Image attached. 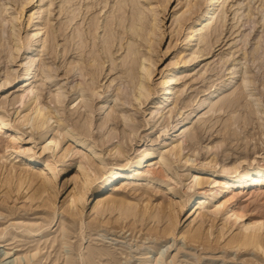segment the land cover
Segmentation results:
<instances>
[{
  "label": "rangeland",
  "instance_id": "rangeland-1",
  "mask_svg": "<svg viewBox=\"0 0 264 264\" xmlns=\"http://www.w3.org/2000/svg\"><path fill=\"white\" fill-rule=\"evenodd\" d=\"M194 1L196 0H169L166 6H163L162 0H44L45 3L44 7L42 6L40 22L43 26L46 23V27L44 26V28L47 29L44 30L45 32L42 36L43 38L46 34L44 46L40 45L38 48L41 50L39 61L42 63V68L43 66L49 69L53 68L51 69V73L54 78L52 81H45L41 70H38V73L36 72L35 75L34 90L36 89L35 93L39 97L38 102L47 104L50 92L56 84L60 83L63 85L66 93L65 104L63 105L64 109L62 107L60 109L58 106L55 108L57 111L60 109L59 113L57 112V115H55L57 117L60 116L59 118L62 119L61 126L57 128L61 129L65 125H68L72 129V132L81 136L83 135L84 139L87 140L86 143H92L93 139L89 138V141V136L85 137L88 135L83 124L85 117L83 103L85 98L79 96L80 92L78 90L81 85L77 86V84H81V79L83 81L84 78L85 80H91L94 83V87L96 85L109 84L112 81L110 84L112 85L114 96L117 93L116 87L124 86L128 92L133 83L131 81H133L136 57L147 50V45H149L150 37L148 38L145 35L144 30L146 29L145 27L149 26L145 25L152 22L150 18L153 19L152 14L154 13L151 14V12H156V20L159 18V23L156 22V24H160H157V34L152 35V39L155 41L154 49H156V53H150V56H153L152 60L157 63L154 73H159L182 49L180 38L182 37L184 26L179 29L178 24L173 21L174 16L175 14L177 16L182 13L188 2ZM220 2H222V5L220 4L218 7V18L216 17L217 20L215 19L213 24L207 29L210 34L206 30L205 34L203 33L202 44L198 45L199 50H206L205 48H207L208 54L198 59L188 70L184 69L182 71L181 77L183 76V78H181L180 83L177 85V89L179 90L174 94L172 103L176 100L179 106L192 104L194 99L202 97L207 91L211 90V85L216 83L223 84L225 80L224 64L231 60H234L236 64V83L231 89L221 91L219 94L221 97L218 96L219 98L215 97L209 100V104L203 108L199 116L196 119H192L185 126L187 128V135L185 134L184 138H181L179 135L181 133L180 129V131L174 132L170 142L175 141L177 143L181 141L180 139H183V147L185 148L186 145L188 147L183 151V155L196 160V163L218 160L217 163L219 165L230 166V164L234 165L236 162L245 160L243 162L244 165L243 163L241 165V169H243L247 167L249 160L255 159L257 163H263L264 161V113L255 102V99L258 97L264 106V0H221ZM14 5L15 8H12L11 12L20 8V1L17 0ZM3 9L4 1L0 0L1 21L7 18L5 15L9 14ZM29 10L31 11L29 12ZM32 11L33 3L24 8L23 17L21 16L22 27L27 26V19ZM143 16L144 18L147 16V19L145 18L147 21H143ZM246 18L248 19L246 20ZM223 19L227 20L224 22ZM98 20L102 21L106 26L101 30L102 32L100 31V38L95 37L93 29ZM134 21H136L135 24L133 23ZM91 22H94V25ZM139 23H141L140 26ZM143 23L146 24L144 25ZM130 24L134 25L131 26ZM133 27H136L134 28L135 30ZM81 32L84 36L81 35ZM134 33L138 35L134 36ZM74 34H77L76 37H74ZM140 34L143 35L144 40L147 37L145 40L147 44L140 37H137ZM76 38L79 39L76 40ZM0 43H3L5 46H0V49H3L1 50L2 52L0 51V60L3 62L4 56L7 54L8 43L1 34V23ZM42 48L44 49L43 51ZM126 54H128V58ZM130 57L132 58L130 59ZM69 64H72V66ZM78 68L79 70H77ZM54 69L55 71H53ZM129 70L130 74L128 73ZM82 73H85L86 76L84 77ZM68 74L70 77L67 76ZM0 77L1 82V79L4 77L2 70H0ZM245 79L251 82V87L257 97L250 94L253 93L250 88L244 87L243 81ZM183 86H185V89H181ZM23 87L24 83H19L14 88L8 87L0 90V104L3 107L5 106V110L11 111L9 108L12 107V101H14L18 94L22 93ZM226 97L227 99L224 100ZM94 100L93 103L96 107L99 100ZM228 101L230 103H227ZM172 106L173 104L169 107ZM147 108L148 105H142L138 109L134 107V111H136L134 112L130 110V106H121L119 102L115 103L112 101L111 110H108L111 112H109L110 114L106 113L104 117L107 120L109 119L106 129L105 127L102 128L96 125L91 130L94 140L96 139L97 150L101 151V154H104V164H111L117 160L124 162L126 161L124 160L125 156L133 159L134 156L140 153V150L142 151L144 148L154 146L158 140L159 130L168 124V114L165 112V117L163 116L158 121L155 125L156 127L151 132L144 121ZM120 114L121 116L123 114H133L132 116L135 118L133 119L135 123L127 122L138 130L130 139L127 138L128 128L123 127ZM94 119L97 120L96 117ZM112 127L114 128L112 129L113 131L109 130V132L108 129ZM22 129L23 131H16L22 138L20 145L23 148L26 147V149L37 152L36 159L37 161L39 160L38 165L44 166L42 159H40L42 155L38 156L41 153L43 145L39 134L30 127L27 129L23 127ZM122 130L127 131V133L122 132ZM106 131L112 133L114 136L116 135L112 142L103 141L107 138ZM83 132H86V135ZM101 136L105 137V139ZM60 139L61 148L58 146L60 149L58 148L57 152L61 153L62 149L66 147L64 142L67 138L64 140L62 137ZM214 143L217 145V148ZM120 144L121 147L124 146L125 156H108L109 154L106 153V150H109L111 145L113 147ZM2 153L0 152V154ZM48 154H50V151L45 157ZM173 160V157L169 156L172 166L168 169V173L170 172L172 175L177 174L178 177L183 178L182 176H184L185 172L182 162H175ZM58 166H61V162L57 163ZM49 173L51 174V172ZM177 176L175 175L174 177L178 178ZM62 181V176H58L57 183L55 182L56 185L55 183L53 184L52 191L55 195V205L52 206L54 208L52 206L37 207L36 203H31L26 196L20 197L17 200L15 198L9 200L8 203H4L5 205L0 199V264H264V254L257 253L254 249L237 248L235 250V248L227 245L228 239L233 234L235 235L240 232L242 223H227L221 214L217 215L218 217L214 221L212 219L205 220L204 226L202 225L201 228L203 235H201V239L197 242L192 241L190 238H180L179 235L189 230L193 232L201 223L202 219L199 217L190 224L189 222L183 223V221L178 223L175 230L178 236L174 239L170 236L146 231V225H154V222H150L149 220H146L142 225L140 222L131 225L130 218L126 220L116 212L107 216H98L96 219L97 215L92 210L95 199L89 193L84 196L82 217L75 216L74 218H70L66 216L67 214L63 210L62 204L69 199L68 191L74 185L71 184L67 191V188H61ZM174 183L171 185L175 187L174 189L167 193L162 192V194L153 191V187L156 184L158 185V183L150 185L151 187L148 191L152 196V204L163 200L167 202L169 197H173L176 201L181 199L186 190L185 181L178 185ZM141 184L136 185V187H140ZM255 185H257V182ZM124 186V182L118 183L115 188L108 191L105 195H123L122 197L127 201L138 202L140 206L145 204L144 197L139 195L140 191L130 190V187ZM255 187H259V185ZM162 188L163 186L161 185L159 190L163 191ZM261 194L259 195V202L248 203L245 199L242 200L243 204L241 208L248 215L246 216L248 219L245 221V218L243 224L248 223L250 219L259 217L261 214L262 209L259 204L264 202V194ZM192 205V203L188 204L185 210L179 213L181 220H183L184 217L182 218V216ZM208 207L210 208L209 204H206L205 208L201 211L209 209ZM107 218L111 220V223L106 224V226L101 221ZM79 219L83 221L81 231ZM162 224L164 225V220L158 226ZM223 226L225 228L221 231V227ZM34 230H40L41 233L37 235L33 232ZM187 236L189 237V235ZM92 247L95 254H92ZM4 252L8 254L4 255ZM161 253H163L162 256H160Z\"/></svg>",
  "mask_w": 264,
  "mask_h": 264
},
{
  "label": "bare ground",
  "instance_id": "bare-ground-1",
  "mask_svg": "<svg viewBox=\"0 0 264 264\" xmlns=\"http://www.w3.org/2000/svg\"><path fill=\"white\" fill-rule=\"evenodd\" d=\"M3 1L4 9L9 14L5 15L7 18L2 19V21L0 19L1 34L7 41L8 46L6 51L7 54L4 56V61L2 62L0 60V70H2V73H4V77L0 82V90L8 87L14 88V86L18 85L19 83H24L22 93L18 94V96L16 95L17 97L14 99V101L11 100L12 107L9 108L11 111L5 110V106L3 107L0 104V152H3L0 154V177L2 176L0 178V199L3 204L8 203L9 200L14 198L17 200L20 197L26 196L31 203H36L37 207H51L52 205H55V195L52 191L53 184L57 181L58 176H62L63 181L61 188H67L68 191L70 185H74V187L68 191L69 199L62 204L63 210L67 214L66 216H69L70 218H74L75 216L82 217L81 215H83L82 213L84 204L83 201L85 200L84 196L85 194L89 193V195L94 196L95 199V202L93 201L94 204L92 205V210L97 215V217H95L96 219L98 216H107L113 212H116L120 217H124L126 220L130 218L131 225H134L137 222H140L142 225L146 220H149L150 222H154V225H146V231L149 233L153 232L158 235L162 234L164 236H170L174 239L178 236L175 233L178 223L183 221V223L189 222L190 224L197 217H199L202 219L201 223L193 232L189 230L185 232L186 234L183 232L181 235H179L180 238H190L192 241L197 242L199 239H201V235H203L201 228L205 220L212 219V221H214V219L218 217L217 215L221 214L224 221L227 223H242V226H240L242 227L240 232L236 233L235 235L233 234V236L228 239L227 245L229 247L235 248V250H237V248H243L246 250L254 249L257 253L259 252L260 254H264V202L259 204L260 208L262 209L259 217L250 219L246 224H243V222L248 215L241 208L243 199H245V201L248 203L259 202V195H262L261 193L264 194V161L263 163H257L255 162V159H252L251 161L249 160V164L247 163V167L243 169H241V165L243 162H245V160L236 162L237 164L234 163V165L230 164V166L219 165L217 163L218 160H208L201 163H196V160H192L190 157L183 155V151L188 148L186 147L187 145L185 148L183 147V139H180L181 141L177 143H175V141L170 142L174 132L178 130L180 131V129L181 133H178L181 138H184L185 134L187 133V128L185 126L189 124L192 119H196V117L199 116L203 108L209 104V100L218 97L221 91L231 89L236 83V64L234 60H229L230 62L224 64L225 80L223 84L216 83L211 85L212 89L207 91L202 97L197 98L196 100L194 99L192 104L188 103L189 105L186 104L179 106L176 100L174 103H172L174 94L177 92V90H179L177 89V85L180 83L179 81L181 78H183V76L181 77L182 71H184V69L188 70L195 64V62L198 61V59L208 54V51H206L207 48H205L206 50H199L198 45L202 44L201 40L203 33L206 32L210 25L215 21L217 12L219 10L218 7L222 3L220 2L221 0H196L194 2H188L186 4L185 10L182 13L177 16L174 13L175 16L173 15V21L178 24L179 29L184 26L182 29V37L180 38L182 49L159 73L157 72V74L154 73L157 63L152 60L153 56L151 57L150 53H156V49H154L155 41H153L152 35L157 34L156 29L157 24L159 23V18L156 20V12H151V14L154 13L152 14L153 19L150 18L152 22L148 20L151 25L147 22V24L145 23L146 25L143 23L145 26L149 25L145 27V30L143 29L145 31V35L148 36V38L150 37L149 45H147L148 47L146 46L147 50L138 54V57L132 56L136 57L137 59L134 64L133 81H131L133 82L131 84L132 87L128 92L124 86L116 87L117 93L114 96L112 92V85L110 84L112 81L109 84H101L100 86L96 85L95 82V85L98 86L95 88L96 86L94 87V83H92L91 80H85L84 78L82 81L81 79V84H77V86L81 85L78 90L80 92L79 96L81 98H85L83 103V107L85 108V117L83 119L84 123L83 121L82 123L88 132V135L85 137L89 136V141V138L93 139L92 143H86L87 140L84 139V136L72 132V129L68 125H65L61 129L57 128L61 126L60 123L62 119L59 118L60 116L57 117L56 115L60 109H64L63 105L65 104L64 100L66 97V93L62 84H56L54 89L50 92V97L48 98L49 100L46 102L47 104H41L42 102L40 103V101L38 102L39 97H37L38 95L35 93L36 89L34 90L36 72L38 73V70H41L45 81H52L54 78L53 74L51 73V69L53 68L49 69L48 67L44 66L42 68V63L39 61L41 50L38 48L40 45L44 46L46 34L44 36L45 38H42V36L45 32L44 30L47 29L44 28V26L46 27V23L43 26V24L40 22L42 6L45 3L44 0H18L20 1V8H17L18 10L13 12L10 10L15 8L14 3L17 0ZM167 2H169V0H162V5L166 6ZM32 3L33 11L28 16L27 26L22 27L21 16L23 14V10ZM30 11L31 10H29V12ZM18 14H20V16H18ZM146 17L147 16H145V18ZM145 18L143 21L147 19ZM248 18H246V20ZM223 20L225 22L227 19ZM97 22L96 26H94V28L92 27L94 29L96 38L99 37L100 31L105 26L102 21L98 20ZM135 22L136 21L133 23L135 24ZM156 22L158 23L156 24ZM91 23L93 24L94 22ZM141 23H139V26ZM134 28L136 27H133V29ZM136 34L137 33H134V36ZM76 35L74 37H76ZM91 35L93 34L91 33ZM137 37H140L144 42L147 39L146 37L144 40L143 35L141 34ZM80 38L82 37L80 36ZM78 39L79 38H76V40ZM214 42L216 43V41ZM145 43L147 44V42ZM156 43L159 45L158 42ZM2 45L3 43H0V46ZM1 50L3 49H0V51ZM43 50L44 49L42 48V51ZM128 54H126L127 58ZM132 57H130V59ZM257 59L259 60V58ZM2 63L3 67L1 68ZM70 66H72V64ZM220 68L222 67L220 66ZM77 70H79V68ZM130 70L128 72L129 74ZM53 71H55V69ZM67 76H69V74ZM83 76L85 77L86 74L84 73ZM250 83L251 82L247 79L243 81L244 87L250 88L253 92V88L251 87ZM122 84L125 83L123 82ZM181 89H185V86H183V88L181 87ZM250 94L257 97L254 92ZM219 97H221V95ZM94 99L99 100V102L97 101L98 104L96 107L93 103V101H95ZM226 99L227 97L224 100ZM112 101L115 103L119 102L121 106H130L131 111H134V107H137L138 109V107H141L142 105H148V108L145 112L146 118L144 121L151 132L153 128L156 127L155 125L158 123V121L164 116L165 112L168 114V122L166 121L168 124L166 127H162L159 130L157 137L158 140L155 142L154 146L144 148L142 151L140 150V153H138L137 156H134L133 159L124 155V144L122 145L123 147H121V144L115 145L113 147H111V145L110 149L106 150V153L109 154L108 156H125L126 158L124 160L126 161L123 162L122 160H117L111 164H104V154H101V151L97 150L96 139L94 140L93 132L91 130L96 125L101 126L102 128L105 127L106 129L109 119L107 120V118L105 119L104 117L106 113L111 112L108 110L111 108ZM255 102L264 113V106L261 104L262 101H260V98L257 97ZM227 103L230 102L228 101ZM171 104H173V106L169 107ZM56 106L60 108L58 111L57 109L55 110ZM132 115L123 114L121 116L120 114V118H122L123 122L122 124L124 125L123 127L128 128V139H130L131 136L135 135L138 131L133 127V125H129V123H127H135L133 122V119L135 118H133ZM95 117L97 120L94 119ZM23 127L26 129L30 127L33 131H36L37 134H39V138L43 145L41 147V153L38 156L42 155L40 159H42L44 166L38 165L39 160L37 161L36 159L37 152L32 151L31 149H26V147L23 148V146L20 145V140H22V138L21 135L16 133V131H23ZM113 127L109 128L108 131L114 129ZM109 132L106 131L107 138L106 140H103L108 143L112 142L116 136ZM122 132L125 131L122 130ZM125 133H127V131ZM84 134L86 135V132ZM60 135H62L64 140L67 138L65 142L62 141L66 144V147H62L63 149L61 153L59 151L57 152V150L61 148L60 138L62 137H60ZM105 137L103 138L105 139ZM161 143L163 144L161 145ZM215 146L217 148L216 144ZM192 150L194 151V149ZM49 151L50 154L45 157ZM169 156L173 157V161L175 162H182V167L184 168L183 170L185 172L184 176H182L184 179L180 176L178 177L177 174L172 175L170 172L168 173V169L170 166H172L171 162L169 161ZM58 162H61V166H58L59 168L57 167ZM49 172H51V174ZM175 175L178 178L174 177ZM170 181H173L172 183L175 182L176 185L185 181L184 185L186 186V190L184 191L182 198L176 201V199L174 200L173 197H169L167 202H164V200H159L160 202L157 201L156 204H152V196L148 191V189L151 187L150 185L158 183V185L156 184L155 187H153V191L155 193L162 194V192L167 193L175 188L171 186L172 183ZM121 182H124L125 186L130 187V190L140 191L139 195L144 197L145 204L140 206L138 205V202L134 203L129 200L127 201L124 197H122L123 195H105L108 191L115 188L116 185ZM256 182L257 185H255ZM139 184H141V186L136 187V185ZM161 185L163 186V191L159 190ZM258 185L259 187H255ZM190 203L193 204L192 207L185 212L184 216H182V218H184L181 220L179 213L183 212L186 206ZM206 204H209L210 208L208 207L209 209L201 211L203 208H205ZM82 219H79L80 231L82 229ZM247 219L248 218H246L245 221ZM163 220L164 225H159V227L158 224L163 222ZM101 222L106 225L110 224L111 220L107 218ZM223 228L225 227H221V231ZM33 232L37 235L41 233L40 230H34ZM187 235H189V237ZM7 254V252H4V255ZM92 254H95L93 247ZM162 255L163 253L160 254V256Z\"/></svg>",
  "mask_w": 264,
  "mask_h": 264
}]
</instances>
